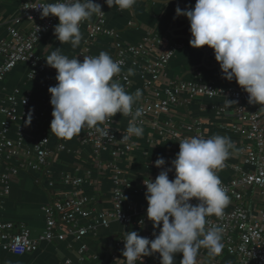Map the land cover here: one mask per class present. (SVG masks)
Returning a JSON list of instances; mask_svg holds the SVG:
<instances>
[{
	"label": "built area",
	"instance_id": "2783aa9c",
	"mask_svg": "<svg viewBox=\"0 0 264 264\" xmlns=\"http://www.w3.org/2000/svg\"><path fill=\"white\" fill-rule=\"evenodd\" d=\"M55 1L21 0L18 8L19 16L30 23L26 31H20L7 21L5 29L7 36L0 38V55L3 62L0 64V83L5 75L17 64H25L29 67L27 79H32L42 72H52L54 68L48 66L37 55L36 45L45 34L52 30L58 22V18L52 15L42 16V8ZM0 12V21L2 22ZM93 23L87 24L90 38L104 35L115 40L114 60L121 63V68L126 65V58L132 60L131 69L136 66L137 60L144 61L141 71L143 80L142 88L146 91L157 88L166 78L165 70L171 57L184 44L160 37L150 32L139 44L123 43L118 40V32L105 26L103 12L96 14ZM36 27L39 28L36 31ZM87 43V41L85 42ZM205 53L211 63L216 64L214 53L210 48H205ZM89 54L86 44L78 54L83 59ZM125 90L132 86V79L127 72L121 71L115 76ZM163 88V97L146 95L137 105L133 106V115L136 109L142 110V115L136 118L138 126L153 129L161 140H174L178 142V134L186 137L172 119L166 120L164 125L159 124L160 115L169 114V108L180 101L181 95L188 98L222 97L236 101L232 111L225 107H218L217 114L226 115L232 113L233 124L230 130L236 133L242 140L240 145V158L237 162L228 164L225 161L222 169L229 170V177L222 181L231 202L225 208L222 217L215 215L207 217L208 227H222V243L224 252L233 259L232 264H264V106L249 104L247 93L238 85L231 87L215 86L197 80L170 79ZM153 93V91H152ZM18 89L10 94L0 96V114L3 120L0 122V204L9 194V184L14 180L19 171H38L46 179L48 186L55 185L50 169L52 160L58 152L66 150L63 144L67 139L60 138L51 132V137L58 139V144L50 146V137L46 134L40 136L31 146L27 147L25 139V126L22 124L26 117H31L37 123L41 122L44 112L36 111L30 105L28 94L18 97ZM133 115L124 116L117 113L98 126H85L81 131L79 141L91 150L92 164L100 173H109L111 188V205L109 208L99 211L93 210L94 197H88L82 188L86 182L94 183L90 172L79 174L80 168L76 167L72 172H64L60 176V182L65 188L59 191L53 199L41 207L44 217V230L36 237L31 236L30 230L23 224L0 221V250L14 255L33 253L38 249L41 241H63L66 236H72L79 240L86 236H95L99 227L107 228L112 222L129 225L135 217H140V225L146 222L147 201L145 199L146 186L142 180L131 183L124 172L117 166L119 156L130 153L135 146L133 135L124 141L119 132V118L124 117L130 122ZM16 124L13 137L9 136L12 124ZM186 131L196 130L193 124L182 126ZM109 129V135H104V130ZM111 150V161H101L100 156L104 150ZM171 167L166 162L161 170ZM160 170V171H161ZM159 171V172H160ZM159 172L147 178L155 179ZM169 179L174 178V172L169 171ZM126 192L139 194L143 198V204L137 205L125 201ZM121 193V195H119ZM198 203L195 198L190 201ZM87 219L90 225H79V220ZM149 237V234H146ZM124 242L116 241L108 250L112 259H116L119 251H122ZM86 245L82 244L77 252V263L70 259L64 260V264H81L86 259ZM93 256V259H96ZM141 264V262H137ZM142 264H157L155 261L143 258ZM208 264H221L218 260L209 261Z\"/></svg>",
	"mask_w": 264,
	"mask_h": 264
},
{
	"label": "clouds",
	"instance_id": "9594fccd",
	"mask_svg": "<svg viewBox=\"0 0 264 264\" xmlns=\"http://www.w3.org/2000/svg\"><path fill=\"white\" fill-rule=\"evenodd\" d=\"M109 8L131 9L137 0H104ZM167 3V0H164ZM42 16L58 18L54 34L60 43L80 45L82 21L90 20L102 8L95 0H56L42 8ZM177 16L189 21L192 47L207 45L213 50L223 78L240 86L248 95L249 104L264 106V0H196L191 8H175ZM39 28L36 27V31ZM49 49V48H48ZM46 64L56 70L57 83L48 88L52 106L49 130L56 136L72 139L85 126H98L117 113L133 115V105L141 90L127 93L113 77L121 72V63L104 52L98 55L69 58L59 47L49 49ZM128 69V75H134ZM236 101L227 99L231 105ZM122 134L124 141L133 135L142 137L144 130L136 118ZM31 117H29L30 122ZM109 135V129L104 130ZM179 151L171 167L161 170L155 179L146 178V215L158 234L149 239L137 231L126 232L122 257L127 264H137L143 258L159 253L160 264H175L176 253L182 254L179 264H199L201 248L219 255L224 247L223 228L208 227L207 217H222L231 199L217 174L224 167L234 146L231 137L214 135L182 137L178 134ZM155 166L161 168L165 159L158 157ZM174 178L169 179V171ZM121 195V193H119ZM195 198L198 203L190 201Z\"/></svg>",
	"mask_w": 264,
	"mask_h": 264
},
{
	"label": "crops",
	"instance_id": "0c3cea01",
	"mask_svg": "<svg viewBox=\"0 0 264 264\" xmlns=\"http://www.w3.org/2000/svg\"><path fill=\"white\" fill-rule=\"evenodd\" d=\"M55 1V0H44ZM21 0H0V38L7 36L5 24L7 21L20 31H26L30 23L22 19L18 14V8ZM101 5L105 16V26L118 32V40L123 43L139 44L150 32L158 34L160 37L168 38L172 41L184 44L171 57L165 70V80L154 90L142 88L143 80L141 71L144 67V61L137 60L134 75L129 76L132 79V86L125 90L127 93L134 94L137 89L141 90V96L137 98L133 106L147 94L155 97H163V88L170 79L197 80L203 83H210L215 86L231 87L236 86L235 80L229 81L223 78L218 62L211 63L208 59L205 48L192 47L189 44L191 34L189 32V21L184 15L177 16L175 8L178 5L182 10L194 6L196 0H137V3L128 10H119L117 6L109 8L104 0H95ZM96 14L90 20L82 21L80 30L82 32V40L79 46L73 48L70 43H60L54 34V27L51 31L43 36L36 45V53L44 62L45 58L50 54L49 49L55 50L59 47L62 54L69 58L77 57L83 50L84 46H88L89 54L98 55L104 51L110 54L114 59L115 40L112 37L98 35L90 38L88 36L87 24H91L96 19ZM58 23V22H57ZM56 23V24H57ZM176 36V39L174 35ZM172 36V37H171ZM174 37V38H173ZM87 41V43H85ZM49 48V49H48ZM211 49V48H210ZM212 50V49H211ZM213 51V50H212ZM80 59V58H78ZM82 60V59H80ZM132 58L127 56L125 67L121 71L127 72L131 68ZM3 58L0 55V64ZM29 67L25 64H17L11 69L0 83V96L4 97L10 94L14 89H18V97L28 94L30 105L36 111L44 112V116L40 123L35 119L26 117L22 124L25 126L27 135L25 144L31 146L40 136L46 134L50 137V146L55 147L58 139L51 135L49 130L50 121L52 119V106L50 105V93L48 88L54 86L56 70L50 72H42L32 79H27ZM115 76L113 77L114 80ZM153 91V93H152ZM233 100V99H229ZM234 101V100H233ZM235 103L227 104V99L222 97L206 98L195 97L188 98L186 94H182L180 101L173 104L169 108V114L160 115L159 124L164 125L166 120L172 119L176 122L177 127L186 136H202L210 138L214 135L231 137L234 146L230 149V156L226 160L228 164L235 163L240 158L241 138L230 130L233 124L232 113L226 115L217 114L218 107H225L229 112L232 111ZM3 115L0 114V122ZM119 132L125 131L128 127V120L124 117L119 118ZM185 124H193L196 130L192 132L186 131L182 126ZM16 124H12L9 136L13 137ZM79 135L72 139H67L63 144L66 150L57 153L52 160L50 169L55 180V185L48 186L46 179L38 171H28L22 173V177H17L9 184V194L4 197L0 204V221L11 222L14 224H23L31 232L32 237H36L44 230V217L41 210L42 205L54 198V196L65 188L60 182V176L64 172H72L76 167L80 168L83 175L86 171L90 172V177L94 183L86 182L82 185L84 193L88 197H94L93 207L95 211L109 208L111 205V188L112 181L109 173H100L91 161V150L89 147L80 143ZM135 146L130 153L119 156L117 166L124 172L125 176L131 183H138L146 179L148 176L159 172L161 168L155 166L154 162L158 157H163L165 163L175 158V154L179 151V143L174 140H161L157 132L150 128H145L142 137L135 140ZM111 150H104L100 156L101 161H111L113 159ZM174 172V170H173ZM175 175V173H174ZM219 176L223 179L229 177V170L222 169ZM125 201L142 205L143 198L139 194L126 192ZM140 217H135L129 225L112 222L107 228L99 227L94 236H86V238L76 240L72 236H66L63 241L46 242L41 241L38 249L33 253L23 255H14L7 251L0 250V264H64V260L70 259L77 263V250L82 245H86V259L81 264H127L122 257V251L116 255V259L108 254L110 247L119 239H125L126 232L137 231L138 235L153 239V233L158 234L159 228H153L152 222L146 218L144 225L139 223ZM89 220L80 219L79 225H90ZM96 256V259H93ZM147 260L155 261L160 264L159 253H154L145 257ZM182 254L176 253L174 256L175 264H179ZM218 260L221 264H232L233 259L228 256L224 250L219 255H213L208 249L201 248L198 254L199 264H208L209 261Z\"/></svg>",
	"mask_w": 264,
	"mask_h": 264
},
{
	"label": "rangeland",
	"instance_id": "374dc122",
	"mask_svg": "<svg viewBox=\"0 0 264 264\" xmlns=\"http://www.w3.org/2000/svg\"><path fill=\"white\" fill-rule=\"evenodd\" d=\"M174 35V34H173ZM172 37V36H171ZM174 37H175V39H176V36L174 35ZM173 37V38H174ZM26 172H28V171H26V170H21V171H19V175H18V177H22V173H26ZM13 182V181H12ZM43 206V205H42Z\"/></svg>",
	"mask_w": 264,
	"mask_h": 264
}]
</instances>
